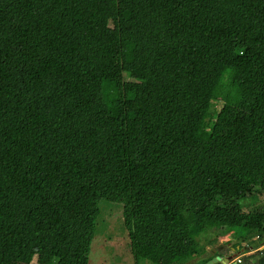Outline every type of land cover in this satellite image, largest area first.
Returning a JSON list of instances; mask_svg holds the SVG:
<instances>
[{"label": "trees", "instance_id": "obj_1", "mask_svg": "<svg viewBox=\"0 0 264 264\" xmlns=\"http://www.w3.org/2000/svg\"><path fill=\"white\" fill-rule=\"evenodd\" d=\"M261 195L264 0H0V264H88L100 200L135 264L264 243Z\"/></svg>", "mask_w": 264, "mask_h": 264}, {"label": "rangeland", "instance_id": "obj_2", "mask_svg": "<svg viewBox=\"0 0 264 264\" xmlns=\"http://www.w3.org/2000/svg\"><path fill=\"white\" fill-rule=\"evenodd\" d=\"M221 103H218L215 107H219ZM264 206V196H259L258 200L245 203V208H251L254 206ZM100 214L96 223L95 236L91 244L90 253L88 256V264H135V261L129 251V240L127 230L123 223L122 206L117 203H111L106 200H100L99 202ZM200 243L198 253L186 261L178 264H207L208 261L213 259V256H222V259L232 261V259L240 251V248H246L252 243L248 241L245 244H240L237 250L234 246L235 238L230 236L222 240H216L215 235L211 233H204L196 238ZM253 247H258L256 250L246 249L241 254L244 255L248 251L257 252L259 248L263 247V243L260 241H253ZM245 252V253H244ZM247 254V256L251 255ZM254 255V254H253ZM246 255L244 257H247ZM35 258L30 261L34 264ZM227 263V264H228ZM244 258L242 263L244 264ZM140 264H148L146 261L140 262ZM216 264H223L217 262ZM251 264H264V257L258 256L252 260Z\"/></svg>", "mask_w": 264, "mask_h": 264}, {"label": "built area", "instance_id": "obj_3", "mask_svg": "<svg viewBox=\"0 0 264 264\" xmlns=\"http://www.w3.org/2000/svg\"><path fill=\"white\" fill-rule=\"evenodd\" d=\"M263 245H264V243H263ZM258 251H263V252H264V246L261 247V248H259ZM252 252H254V251H252ZM244 255H245V254H244ZM244 255H242V254L239 252V254L235 255V257L232 259V261H230V263H228L229 261H227V263H228V264H241V263H242V257H243ZM227 263H226V264H227Z\"/></svg>", "mask_w": 264, "mask_h": 264}, {"label": "water", "instance_id": "obj_4", "mask_svg": "<svg viewBox=\"0 0 264 264\" xmlns=\"http://www.w3.org/2000/svg\"><path fill=\"white\" fill-rule=\"evenodd\" d=\"M217 262H222L223 264H226L227 260L222 259L220 256H216L210 261H208L207 264H216Z\"/></svg>", "mask_w": 264, "mask_h": 264}, {"label": "crops", "instance_id": "obj_5", "mask_svg": "<svg viewBox=\"0 0 264 264\" xmlns=\"http://www.w3.org/2000/svg\"><path fill=\"white\" fill-rule=\"evenodd\" d=\"M252 244H253V243H251L250 245H248V247H246V248H242V249H240V253H241V251L243 252V251L246 250L247 248H248V249H253ZM236 249L238 250L239 247H236ZM251 252H252V251L249 250L248 253H247V252H246V253L244 252V253H245V255H247V254H250ZM238 254H239V253H238ZM213 257H215V256H213ZM221 258H222V257H221Z\"/></svg>", "mask_w": 264, "mask_h": 264}, {"label": "clouds", "instance_id": "obj_6", "mask_svg": "<svg viewBox=\"0 0 264 264\" xmlns=\"http://www.w3.org/2000/svg\"><path fill=\"white\" fill-rule=\"evenodd\" d=\"M240 252V251H239ZM228 261V260H227ZM227 263V262H226Z\"/></svg>", "mask_w": 264, "mask_h": 264}]
</instances>
